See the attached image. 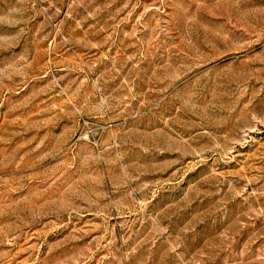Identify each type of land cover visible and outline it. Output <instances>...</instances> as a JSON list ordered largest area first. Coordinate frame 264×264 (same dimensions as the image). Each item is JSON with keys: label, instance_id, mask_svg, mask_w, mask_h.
<instances>
[{"label": "rangeland", "instance_id": "1", "mask_svg": "<svg viewBox=\"0 0 264 264\" xmlns=\"http://www.w3.org/2000/svg\"><path fill=\"white\" fill-rule=\"evenodd\" d=\"M0 264H264V0H0Z\"/></svg>", "mask_w": 264, "mask_h": 264}]
</instances>
